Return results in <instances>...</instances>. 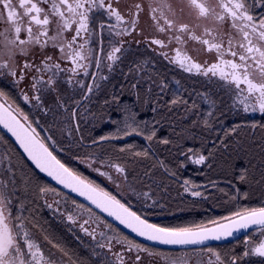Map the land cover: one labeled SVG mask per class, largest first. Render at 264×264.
Masks as SVG:
<instances>
[{
	"label": "snow or ice",
	"instance_id": "obj_1",
	"mask_svg": "<svg viewBox=\"0 0 264 264\" xmlns=\"http://www.w3.org/2000/svg\"><path fill=\"white\" fill-rule=\"evenodd\" d=\"M144 11L143 0H19L18 5L15 0H0V24L6 25L0 31V78L10 76L20 98L42 113L45 123L52 117L48 134L42 135L37 131L41 121L30 120L28 113L13 106L15 101L10 102L8 92L0 90V127L22 149L20 152L0 137L4 141L0 151V264H86L71 243L45 229L33 215L30 206L40 199L54 218L65 223L77 245L90 249L98 264H145L143 254L161 257L165 264H192L193 258L196 264H241L245 257L264 258V239L253 245L246 235L242 255L222 256L206 244L253 226L264 237V206L233 211L221 218L226 223L210 220L212 227L195 222L166 226L149 220L150 214L164 207L161 194L169 187L157 181V170L178 183L183 193L202 202L219 199L213 190L238 202L248 199L253 186L264 188V136L257 141L253 131L247 144L233 139V134L245 125L224 127L217 116L216 102L204 93L196 94L208 106L202 117L208 136L200 149L185 148L168 136H160L169 127L178 141L186 139L185 133L191 129L177 131L178 110L183 109L182 120L197 116L193 126L201 120V113L196 112L197 100H190L191 94L187 98L183 95L186 90L179 81L175 88L165 79L157 82L145 71L147 62L141 65L133 60L127 72L121 71L127 90L135 93L131 107L115 94L111 99L105 98L98 111L90 107L94 98L98 100L100 82L109 79L105 69L109 74L115 72L130 51L125 37L133 33L143 36L138 24ZM148 12L157 30L168 37V43L144 37L148 49L155 52L157 49L152 46H157V55L185 73L202 75L210 82L222 81V86L232 92L230 111L264 116V0H178L177 7L164 3L149 6ZM185 15L204 22L202 33L195 30L201 24L193 27L190 22H182ZM229 25L227 32L222 31ZM189 41L203 45V51L215 52V62L200 63L190 56L183 47ZM134 42L138 47L141 44L140 40ZM173 42L177 45L171 49L174 55L164 51ZM33 47L43 54L40 62L26 59L22 67L16 65L17 54L27 56ZM48 47L57 49L59 55L44 53ZM151 67L155 70L154 61ZM25 81L26 87L21 88ZM124 90L122 86L121 91ZM53 94L55 106L47 103ZM139 105L145 106L152 116L143 118ZM88 123L93 129L99 124L102 134L88 137L90 143L85 145ZM216 123L221 125L219 132ZM60 124L64 125L61 131L70 137L68 148L50 131ZM250 127L264 131V124L252 123ZM132 137L140 138L143 144L131 141ZM105 144L110 145V150L103 147ZM71 145L76 146L73 159L113 183L123 195L118 198L55 154L72 151ZM159 145H173L168 149L169 158L158 155ZM84 147L100 150L79 155V149ZM237 160L244 161L239 168ZM188 162L209 170L219 167L230 190L220 187L215 179L197 184L183 178L181 183L180 172ZM135 163H144L146 170L143 177L129 179L128 166ZM242 185L248 190H242ZM50 193L58 197L53 203H48ZM94 224L96 227H92ZM36 230L43 233V242L36 238ZM85 236L90 241L85 242ZM157 246L180 251L164 252Z\"/></svg>",
	"mask_w": 264,
	"mask_h": 264
},
{
	"label": "flooded vegetation",
	"instance_id": "obj_2",
	"mask_svg": "<svg viewBox=\"0 0 264 264\" xmlns=\"http://www.w3.org/2000/svg\"><path fill=\"white\" fill-rule=\"evenodd\" d=\"M15 2L18 5L19 0H15ZM125 2L134 3V2H139V0H121V3H125ZM164 3L172 4L174 7L178 6V0H143V6L145 8V11L141 14L139 24H138V31H142L143 36H141L137 33H133L132 36L125 37V39L130 42V51L125 54L123 64H120L116 68L115 72L109 74V73H107V69H105V74L109 75V79L106 81L100 82L101 87L98 90V92L96 93V97H98V100L96 98H94L93 105H91L90 107H92L95 110H99V107L105 98L111 99V96H113L114 94L119 95V92L121 90L120 87H122L123 85H124V87H126L125 77L121 74V71L127 72L129 65L131 64V62L133 60H135L137 63H139L141 65H144V63L147 62L148 67L145 69V71L150 73V74L152 72L155 73L156 75L159 74L157 76H160L161 79H163V77L168 74L169 69H171V71L177 70V72H180L181 74H183L187 77H188V75H192V74L183 72L177 66H175L173 64H169L168 61L165 60L162 56L157 55V52L160 50L159 48H157V46H152L153 48L157 49V51L154 52V51H151L150 49H148L146 47V45L143 43L144 37L160 38V39H163L166 43H168L167 35H165L164 33H160L157 30L156 25H155L154 21L151 19V16L148 12L149 6L158 7V6H163ZM213 3H215V0H213ZM45 7H47V6L45 5ZM165 11H166V9H165ZM182 22H190V24L193 27L197 24H201V27L196 28L195 30H196L197 34H200L203 31V23L204 22H202V21H197L195 19H191L187 15H185ZM161 23H163L162 20H161ZM5 27H6V25L0 24V31H2ZM229 27H230V25L225 26L222 29V31L227 32ZM22 36H26V33H22ZM69 38H70V35H69ZM135 40L141 41V44L139 45V47L134 42ZM126 47H128V45H126ZM176 47H177V45L175 44V42H173L170 44V47L164 49V51H168L170 54L174 55V53L171 52V49L176 48ZM183 47L185 48V50L187 51V53L190 56H192L194 59H196L200 63L206 62L208 64H211V63L215 62V60H216L215 52L208 53L206 51H203L202 49L204 48V46L197 43L196 41H189L187 43V45H185ZM44 53L50 54V55H55V56L59 55L58 50L54 49L52 47L46 48L44 50ZM42 58H43V54L41 53L40 49L38 47H33V48L29 49V54L27 56H24V55L18 53L15 59H16V65H18L19 67H22L23 63L26 59L27 60H34L36 63H39ZM227 58H231V57H227ZM153 61L155 62V70H153V68L151 67ZM91 70L92 69L90 68V71ZM5 71H7V70H5ZM193 75H195V78H197V79H200V76H202V75H196V74H193ZM86 79H90V78H86ZM165 80H167V79H165ZM26 84H27V81L21 82L20 87L25 88ZM116 84H119V85H116ZM210 84L213 87V89H216L218 92H222V93L227 92L229 95L230 101H233L232 92L227 89V86H222L223 85L222 81H219L218 79H216L214 81H211ZM116 86H118V87H116ZM67 87L68 86L65 84L64 88H67ZM0 90H4V91L8 92V94L11 98L10 102L12 100L15 101V104L13 106L18 105L24 112L28 113L30 120L38 118V117H44L42 113L38 112L35 108H32L31 105L25 104L23 99L20 98V91H19V89L12 86V78L10 76H5L3 78H0ZM116 90L118 92H116ZM61 91H63V88L61 89ZM69 91H71V89H69ZM112 93H114V94H112ZM47 103L51 106L55 105V95L54 94L47 98ZM256 117L264 119V116H262L261 114L256 115ZM33 126L35 127V125H33ZM37 131H39V130H37ZM118 198H119V196H118ZM56 199H58V197H56L54 194L50 193L48 195V203H53ZM42 203L44 205L43 199H42ZM69 207H71V204H69ZM44 209H45L46 213L48 214L49 219H51L54 226H56L57 230H59V232L63 235V237H65V238L69 237V239L67 241H70V243L73 244V246H75L76 250L80 252L78 254V256L82 260L86 261V264H98V262L95 261L91 257L90 249H88L84 245H77L76 241L74 240V237L72 236L71 233H69L68 228L65 226V223L61 222L59 218H54L46 207H44ZM85 218H87V217L85 216ZM149 220L151 222L156 223L151 217H149ZM92 227H96V225L94 224V225H92ZM101 227H103V226L101 225ZM76 231L79 232L78 226L76 228ZM64 235H66V236H64ZM81 235H83V234L81 233ZM246 235L251 239L253 245L258 244L262 239H264V237H262L259 234V232L255 229V230H252V231L246 233L245 235H243L241 238L237 239L236 241H233V242L227 243V244H223V245H214V246H210V247L213 248L214 250L218 251L222 256L225 253H227L229 255H232V254L242 255L244 250H245V236ZM36 238L40 242H43V239H41V235L39 232H38V234L36 233ZM84 240H85V242H88V241H90V238L85 236ZM50 247H51L50 245H46V248H50ZM160 249L163 250L164 252H173V253L180 251V250H169V249H163V248H160ZM53 251H55V250H53ZM143 255L145 256V264H165L164 259H162L161 257H149V256H147V254H143ZM212 259L214 260V257ZM261 260H264V258L245 257L241 261V264H260ZM192 264H196V258L192 259Z\"/></svg>",
	"mask_w": 264,
	"mask_h": 264
},
{
	"label": "trees",
	"instance_id": "obj_3",
	"mask_svg": "<svg viewBox=\"0 0 264 264\" xmlns=\"http://www.w3.org/2000/svg\"><path fill=\"white\" fill-rule=\"evenodd\" d=\"M155 76L160 77V76H157L156 74H155ZM163 79H165V78H163ZM209 86H211V85H209ZM192 87H196V85H190L188 87V90L191 93H192V91H191ZM218 93L221 94L222 92H218ZM132 94H134V96ZM119 95L121 96V99L123 98V101L126 104H128V106L131 107L134 104L135 93H129V91L127 90V86L125 87V90L123 92L120 90ZM183 95L186 98L190 96V94L187 92H183ZM191 99H193V98H191ZM230 102L231 101L227 100V98L222 99L220 101V103H221L220 109L226 108L227 110H229L230 106L232 105V104L228 105V103H230ZM113 107H115V105H113ZM138 108H139L143 118L147 119L148 117L150 118L152 116V113L150 111H148V109L145 106L139 105ZM181 109L178 110L179 113L176 115L175 123H176L178 132L185 130V128L191 129L190 132L185 133L186 139H184L182 141H178L176 139L175 134H173L171 128H169V127H165L164 130L159 133V135L160 136H168L169 138H171L173 140L174 144H176V143L183 144L185 146V148L193 147V148L200 149L202 147V141L208 136V132L205 131L204 129L197 130L196 132H193L194 128H192V127H197V125L203 126L202 125V118L196 126H193V123H192L194 120H197L195 117L187 119V123L186 122L184 123L182 120V116L180 114ZM232 125L233 124L228 123V125L226 127L230 128V127H232ZM241 128H243V127H241ZM259 129L260 128H258V130ZM106 130L107 129L105 128L104 131H106ZM261 133L262 134H260V133H258V131H256L255 132V139L261 138L260 135L264 136V131H262ZM99 134H102L101 129L100 130L99 129L94 130V132H90V131L85 130V137H86L85 145L90 143V139H87L88 137L93 136V135H99ZM215 134L216 133L214 132L213 135H215ZM250 134H251V131H248L246 133V132H243V130H239L238 134L233 136V139H239L240 141L247 144L250 142V140H249ZM0 137H3L4 140L8 141V143L11 144L15 149H18L16 147V145L1 130H0ZM193 137H195V139H193ZM77 139H79L78 136H77ZM131 141H135L138 145L143 144V141H141L140 138H138V137H132ZM257 141H259V140H257ZM0 143H2L3 147H4V141L0 140ZM172 146L173 145H168V146L159 145L158 155L161 158H165V159L169 158L168 149L171 148ZM103 147L110 150V145H108V144L103 145ZM99 150H100L99 148L84 147V148L79 149L78 154L83 155L85 152H89V151L99 152ZM73 151H76V147L72 148V151H69L70 156L73 155ZM55 154H57L58 157L62 161L66 162L68 165L77 168L79 171H81L85 175H87L86 172L83 170V168L79 164L74 162L75 159L73 160L72 157L68 158V157H65L59 153H55ZM12 155L15 156V153H12ZM24 159L26 160V158H24ZM17 160H19L18 157H17ZM27 163L30 165L29 162H27ZM243 163H244L243 160H237L236 161L237 168H239V166L242 165ZM253 163H256V161H253ZM31 167H33V166H31ZM128 167H129V171L131 172L130 177H132V176L133 177H136V176L143 177V173L146 170L144 163L130 164ZM25 171H27V169H25ZM159 175H161L162 177ZM180 175L182 177L181 183H182V179L187 178V177L190 178L191 180H193L194 182H196L197 184H201V183L207 184L209 182V180L215 179L219 182L220 187H223L226 190H230V186H228L224 183V174L219 167H217L215 170H209L206 167L193 165L192 163L188 162L187 167L185 169L181 170ZM156 177L155 178L157 179V181H161L163 184L169 185L167 191L161 194L163 196V199H165V200L173 199L175 197H178L181 194V192L183 191L178 183L171 181L166 176L162 175V170L156 171ZM159 177H160V179H159ZM197 177H199L200 179H197ZM241 188H242V190H248L247 186L242 185ZM216 192H218V190H216ZM262 194H263V188L256 187V186H253L252 189L249 190L248 199H242V200H239L238 202L237 201H231L228 197H224L221 194V197H219V199H212L213 201L211 204H213V205L209 204V205H206L204 207V209L207 211V213L191 212L187 215L178 216L176 218H177V221H179V222H184L185 218H187V219L190 218V219H193L191 221H194L195 223H204L205 224L206 222H208L210 220H217L219 218L228 216V215H230L231 212L236 211V210L243 208V207L264 206L261 203ZM215 197H218V196H215ZM176 205H177V203H175V202L171 203V207L173 206L174 209H170V210H172V211L177 210ZM30 207H31L33 215L40 222V224L43 225V227L45 229L50 230L57 237H60V238L64 239L66 242L70 243V241H67L66 238H64L63 235L59 232V230H57L56 226H54L51 219H49L48 214L46 213V211L43 207L42 199L38 200L36 205H32ZM205 215H210V216L208 218H206V217H204ZM165 223L167 224V221L163 222L162 225H165ZM189 224H178V223L175 224V223H173V221H169L166 226H185V225H189ZM36 231L39 232L41 234V237L43 238V233H41L39 230H36ZM72 246H73V244H72ZM73 248L76 250L75 246H73ZM76 252H77V254L80 253L77 250H76Z\"/></svg>",
	"mask_w": 264,
	"mask_h": 264
},
{
	"label": "rangeland",
	"instance_id": "obj_4",
	"mask_svg": "<svg viewBox=\"0 0 264 264\" xmlns=\"http://www.w3.org/2000/svg\"><path fill=\"white\" fill-rule=\"evenodd\" d=\"M173 71H171V69H169L168 74L165 75L163 78L167 79L166 81L169 83V86L171 88L177 87L176 81L180 82V86L182 87V89L186 90L184 92L191 94L190 99L193 98V99L197 100L198 107L196 109V112L201 113V118L203 117V115H206V111L208 109V106L203 103L202 97H197V95H196L197 93L207 94V95H209V97L212 100H214L216 102V106L218 109L217 116L219 117V120L223 121L224 127H226L228 125V123L233 124L232 126H234L236 124H242V125H245V127L239 128L238 131L243 130V132H246V133L248 131H251V133L253 131H255V132L258 131V133L262 134L261 129L258 130V128H257L255 130H253L250 127V125L252 123L264 124L263 118L256 117V115H259V113H253V114L245 115L242 111L240 112V114H237L236 112L227 110L226 108L220 109V107H221L220 101L222 99L227 98V100L230 101V98H229V95L227 92H224L221 94L218 93V91L216 89H213L212 86H209V85H211L210 84L211 82L204 76H200V79H197V78H195V75H193V74L188 75V77H187V76L181 74L180 72H177V70L176 71L173 70ZM151 75L157 80V82H159V80L161 79L160 77H156L155 73H153V72L151 73ZM190 85H196V87L191 88L192 93L188 90V87ZM132 95L134 96V94H132ZM232 102L233 101L228 103V105L232 104ZM93 111H98V110L93 109ZM180 114H181V116H183V109H181ZM192 117H195L197 119L196 115H192L190 118H192ZM32 120L33 121L40 120L41 121V127H38L37 130H39V132H41L42 135L48 134V131H49L48 125L51 124V120H52L51 116L47 118V123H45V117H38V118H35ZM183 122L187 123V120H183ZM63 127H64V125H62V124H60L59 126H52L50 128V131L55 136V138L61 142L63 147L68 148L69 147L68 140L70 139V137L68 136L67 132L61 131V129ZM82 127H84V125H82ZM215 127H216V131L219 132L221 125L219 123H216ZM192 128H194L193 132H196L197 130H202L203 126L197 125V127H192ZM97 129H99V130L101 129V126L99 124H97L95 126V128L93 129V125L91 123H88L87 128L85 130L90 131V132H94V130H97ZM237 134H233V136L237 135ZM260 136H262V135H260ZM256 140H260V138H256ZM71 147L75 148L76 146L71 145ZM0 151H3V144L2 143H0ZM58 153L65 156V157H68V158L72 157L69 155V151L58 152ZM74 162L79 164L89 177L96 180L97 183H99L106 190L118 195L119 197L121 195H123V193H121L119 191V189H117V187L113 183H111L110 181L106 180L103 177L97 176L95 173H92L87 168L86 165L80 164L77 160H74ZM113 174L115 175V173H113ZM132 178H133V176L132 177L129 176V179H132ZM213 191H214V196L221 197V193L219 191L218 192H216V190H213ZM173 199H169V200L163 199L162 203H163L164 207L162 209H159V208L156 209L155 214H150L149 217H151L158 224H162L165 221H167V224L169 221H173V223H175V224H177V223L178 224H189V223L191 224L194 222V221H191L193 219L185 218L184 222H179V221H177L176 217L187 215L191 212L207 213V211L204 209V207L206 205H209V204L213 205V204H211L213 200H209L207 202H202L199 200V198H193L190 195L183 193V191L181 192V194L178 197H175ZM194 199H196L195 204H193ZM173 202L177 203V205H176L177 210H174V211L170 210V209H174L173 206L171 207V203H173ZM261 203L264 205V188H263ZM209 216L210 215H205L204 217L208 218ZM217 220L220 221L221 218H219ZM167 224L165 223V225H167ZM205 224L208 225L210 223L208 221ZM36 233L38 234L37 231H36ZM41 239H43V238L41 237Z\"/></svg>",
	"mask_w": 264,
	"mask_h": 264
},
{
	"label": "water",
	"instance_id": "obj_5",
	"mask_svg": "<svg viewBox=\"0 0 264 264\" xmlns=\"http://www.w3.org/2000/svg\"><path fill=\"white\" fill-rule=\"evenodd\" d=\"M0 130L15 144V141H14V138L13 137H11V134L10 133H7V131L5 130V129H3L2 127H0ZM16 145V144H15ZM16 147L19 149V146L18 145H16ZM20 150V152H22V149H19ZM26 158V157H25ZM29 163L31 164V162L29 161ZM34 167V166H33ZM38 171V170H37ZM40 175H42L43 176V174H40ZM45 179H47V178H45ZM54 183V182H53ZM65 191H67V190H65ZM80 200H83V198H79ZM84 203L85 204H87V201H84ZM98 211V210H97ZM221 223H226V221H223V220H221L220 221ZM206 226H208V227H212L213 225H211V224H208V225H206ZM121 228H122V226H120ZM256 228H255V226H253V227H251V228H249V229H246V230H244V229H242V230H240L239 232H236V233H234V235L232 236V237H228V238H224V239H222V240H220V241H207L206 242V244L210 247V246H214V245H223V244H227V243H231V242H233V241H236L237 239H239V238H241L243 235H245L246 233H248V232H250V231H252V230H255ZM124 231L125 232H128V230H126V229H124ZM132 236H134V234H131ZM136 239H141V238H136ZM158 248H163V249H169V250H180V249H178V248H170V247H168V246H157Z\"/></svg>",
	"mask_w": 264,
	"mask_h": 264
},
{
	"label": "bare ground",
	"instance_id": "obj_6",
	"mask_svg": "<svg viewBox=\"0 0 264 264\" xmlns=\"http://www.w3.org/2000/svg\"><path fill=\"white\" fill-rule=\"evenodd\" d=\"M120 84H121V83H120ZM116 85H119V84H116ZM123 86H124V85H123ZM116 87H118V86H116ZM115 89H116V88H115ZM120 89H122V87H120ZM111 91H112V90H111ZM113 91H114V90H113ZM116 92H118V91L116 90ZM112 94H114V93H112ZM112 94H111V95H112ZM105 95H106V94H105ZM111 97H112V96H111ZM122 100H123V98H122ZM148 118H149V117H148ZM148 118H147V119H148ZM159 176H161V175H159ZM155 177H156V176H155ZM157 177H158V176H157ZM157 177H156V178H157ZM161 177H162V176H161ZM181 178H182V177H181ZM187 178H188V177H187ZM203 178H204V177H203ZM159 179H160V177H159ZM197 179H200V178L197 177ZM241 202H242V201H241ZM215 207H216V206H215ZM64 236H66V235H64ZM64 238H65V237H64ZM68 239H69V237L66 238V240H68Z\"/></svg>",
	"mask_w": 264,
	"mask_h": 264
}]
</instances>
